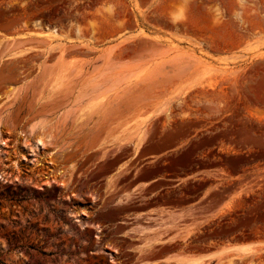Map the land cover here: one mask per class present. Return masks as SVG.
<instances>
[{
    "label": "rangeland",
    "instance_id": "obj_1",
    "mask_svg": "<svg viewBox=\"0 0 264 264\" xmlns=\"http://www.w3.org/2000/svg\"><path fill=\"white\" fill-rule=\"evenodd\" d=\"M0 264H264V0H0Z\"/></svg>",
    "mask_w": 264,
    "mask_h": 264
}]
</instances>
